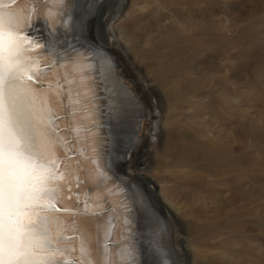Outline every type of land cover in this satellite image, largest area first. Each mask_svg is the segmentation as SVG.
<instances>
[{"label":"rangeland","instance_id":"374dc122","mask_svg":"<svg viewBox=\"0 0 264 264\" xmlns=\"http://www.w3.org/2000/svg\"><path fill=\"white\" fill-rule=\"evenodd\" d=\"M127 3L102 46L121 48L156 89L144 95L116 61L139 142L127 155L115 133L111 168L144 154L137 169L148 181L137 188L160 194L176 222L170 264H264V0ZM36 20L26 32L48 47ZM149 198L152 207L138 198L141 211L161 214Z\"/></svg>","mask_w":264,"mask_h":264},{"label":"bare ground","instance_id":"6f19581e","mask_svg":"<svg viewBox=\"0 0 264 264\" xmlns=\"http://www.w3.org/2000/svg\"><path fill=\"white\" fill-rule=\"evenodd\" d=\"M98 1L4 0L5 11L22 8L30 25L38 19L39 30L34 32L48 42V47L30 53L37 58V71L48 77L35 82L37 99L40 104L44 96L52 101L62 138L55 151L59 156L63 148L74 170L63 181L62 203L56 202L61 211H48V215L61 218L50 226L53 232L60 226L64 236L72 237L70 251L61 257L71 264H170L176 254H169L176 222L160 194L148 192V186L143 191L137 188L136 184L143 185L140 181H148L137 169L144 154L138 159L132 154L124 169L126 161L119 165L115 161L116 168H111L115 133L124 134L122 147L127 155L139 142L127 126V121H135L137 116L131 114L135 112L132 102L121 91L114 71L116 61L124 62L123 69L131 78L142 80L136 83L144 95L151 96L149 89L156 88L139 76L137 67L126 63L121 48L109 52L102 46L112 43L110 25L123 15L128 0H106L99 6ZM74 13L71 22L76 27L67 23ZM61 183L57 180L55 187L60 188ZM140 191L147 206L152 207L149 197L161 204V214L154 208H147L148 216L141 211ZM175 257L178 264H184L180 256Z\"/></svg>","mask_w":264,"mask_h":264},{"label":"snow or ice","instance_id":"6c2138e0","mask_svg":"<svg viewBox=\"0 0 264 264\" xmlns=\"http://www.w3.org/2000/svg\"><path fill=\"white\" fill-rule=\"evenodd\" d=\"M29 26L22 8L5 11L0 0V264H71L61 257L72 237L60 226L53 232L51 223L61 218L48 211H61L56 202L74 170L63 148L59 156L55 151L62 138L52 101L37 99L35 82L48 77L30 55L41 45Z\"/></svg>","mask_w":264,"mask_h":264}]
</instances>
